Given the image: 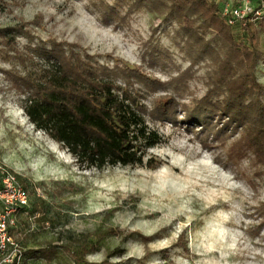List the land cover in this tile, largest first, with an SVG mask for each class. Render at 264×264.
<instances>
[{
    "label": "rangeland",
    "instance_id": "1",
    "mask_svg": "<svg viewBox=\"0 0 264 264\" xmlns=\"http://www.w3.org/2000/svg\"><path fill=\"white\" fill-rule=\"evenodd\" d=\"M128 3L0 0V27L22 25L27 33L16 39V48L25 52L30 44L56 41L119 71L117 84L137 94L148 123L163 136L145 157V163L157 159V168H83L30 122L25 86L15 81L25 68L3 62L9 48L0 39V177L15 174L30 195L32 210L19 219L23 240L15 232L26 263L74 264L63 251L72 237L114 227L136 234L92 236L99 249L89 261L101 263L107 249L119 248L116 264H264V161L240 150L249 126L222 122L204 130L188 121L208 96L214 103L223 99L209 92L217 79L216 55L190 43L168 14L131 11ZM104 4L117 6L118 14L105 15ZM253 29L258 38L248 31L237 43L264 49V33ZM206 40L224 55L214 33ZM255 75L264 86V59L256 62ZM50 245L56 254L48 262L39 249Z\"/></svg>",
    "mask_w": 264,
    "mask_h": 264
},
{
    "label": "trees",
    "instance_id": "2",
    "mask_svg": "<svg viewBox=\"0 0 264 264\" xmlns=\"http://www.w3.org/2000/svg\"><path fill=\"white\" fill-rule=\"evenodd\" d=\"M222 3L216 0H129L128 7L131 11L145 7L168 14L179 23L190 43L200 44L202 52L216 55L217 79L209 92L223 99L214 103L208 96L192 109L188 121L199 123L204 130L222 122L227 127L249 126V137L240 150L249 151L264 161V86L255 75L256 62L264 59V49L240 46L236 39L248 31L252 39L258 38L253 27L264 33V20L253 22L248 17L245 25H230L222 14ZM114 6L104 4L105 15L118 14V7ZM24 30L22 25L0 27V39L9 48L3 62L17 61L25 68V75L16 77L15 81L25 86L21 92L23 110L35 128L67 149L83 168L103 170L108 166L144 164L147 151L161 144L163 136L148 123L137 94L126 85L117 84L119 71L101 66L93 62V56L66 49L56 41L47 46L30 44L23 52L16 48L15 42L18 37L27 35ZM208 33H214L215 39L223 42L221 46L226 48L223 56L213 52L215 49L211 46L218 45L206 40ZM28 61L38 65L30 66ZM123 70L120 72L125 73L127 69ZM145 164L157 168L160 163L151 157ZM20 228L17 232L23 240L25 235ZM125 232L110 227L72 237L63 251L71 256L74 264H116L112 259L122 255L119 248L107 249L101 263L89 261L87 256L99 249V244L91 237L103 240L120 235L133 238L136 234ZM39 252L51 262L56 247L50 245ZM31 253L37 256L36 251Z\"/></svg>",
    "mask_w": 264,
    "mask_h": 264
},
{
    "label": "built area",
    "instance_id": "3",
    "mask_svg": "<svg viewBox=\"0 0 264 264\" xmlns=\"http://www.w3.org/2000/svg\"><path fill=\"white\" fill-rule=\"evenodd\" d=\"M223 1L222 14L230 25L264 20V0H216ZM31 206L26 187L13 173L0 179V264H27L26 250L15 232L20 228L19 219Z\"/></svg>",
    "mask_w": 264,
    "mask_h": 264
}]
</instances>
